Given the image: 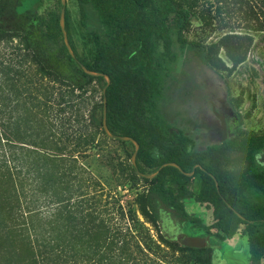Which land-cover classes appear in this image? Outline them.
<instances>
[{
	"label": "rangeland",
	"instance_id": "374dc122",
	"mask_svg": "<svg viewBox=\"0 0 264 264\" xmlns=\"http://www.w3.org/2000/svg\"><path fill=\"white\" fill-rule=\"evenodd\" d=\"M180 1L192 13L186 39L217 52L223 71L206 59L183 63L176 43L179 58L168 65L172 76L165 82L166 92L156 83L150 88L141 83V89L158 93L151 100L161 107V117L169 128L186 134L199 152L216 149L231 137L239 113L238 133L221 149L220 160L225 172L244 174L254 161L264 160L253 152L264 149V0ZM57 6L58 0H23L18 12L24 16L36 9L48 21ZM67 13L78 51L92 60L100 45L82 26L76 0H67ZM227 37L241 61L236 67L222 47ZM103 98L98 84L82 97L43 74L19 37L0 41V123L6 122L8 129L5 159L11 167L0 170V264H143L138 245L162 257V264H205L207 253H183L159 240L162 234L206 245L210 237L205 230L160 205L162 233L141 216L137 198L145 185L132 175L135 145L89 125L94 104ZM80 127L85 128L81 137ZM0 163L5 165L3 157ZM247 181L264 188V174ZM200 187L197 177L193 189L198 193ZM184 203L204 225L215 222L211 206L195 199ZM18 212L25 219L18 221ZM130 215L139 224L129 221ZM215 255L216 264H250L246 226L221 243Z\"/></svg>",
	"mask_w": 264,
	"mask_h": 264
},
{
	"label": "trees",
	"instance_id": "16d2710c",
	"mask_svg": "<svg viewBox=\"0 0 264 264\" xmlns=\"http://www.w3.org/2000/svg\"><path fill=\"white\" fill-rule=\"evenodd\" d=\"M76 1L82 9V26L96 36L100 45L92 60L78 51L66 9V30L76 57L70 55L60 26L62 0H58L57 9L48 21L40 17L36 9H29L21 16L18 9L22 7L23 0H0V41L19 37L39 70L78 96L87 95L94 84L100 85L103 91L107 87L105 77L86 74L81 64L110 77L111 84L106 91L109 129L114 136L131 137L140 144L137 168L132 166L131 170L133 177L145 185L144 192L137 198L141 216L159 229V234L162 233L158 215L160 205V208L171 212L186 224L205 230L210 237L206 245L187 244L169 240L160 234L159 240L165 246L183 253H207L205 264H216L217 247L233 239L241 226H246L250 243L249 262L263 264L264 188L252 186L247 180L264 174V160L263 163L254 161L250 171L238 176L225 172L220 160L221 149L238 133L240 114L236 113L238 120L230 133L231 137L216 149L199 152L186 134L169 128L161 117V107L151 100L152 93L154 96L158 93L141 89V83L144 88L145 85L150 88V84L156 83L165 89V82L172 76V73H168V65L179 58L174 51L176 43L185 59L183 63L186 59H206L217 72L223 71L218 63L217 52L186 39L185 33L191 27V11L182 6L180 0ZM222 47L226 49L233 66H238L241 61L233 55L235 45L230 37L223 40ZM190 53L193 55L190 56ZM160 95H164L163 91ZM3 111L0 109V113ZM99 111L102 113L100 117ZM103 112L104 98L100 105L94 104L89 125L103 128ZM5 124L0 123V157L4 158L5 163H0V170L11 171L5 159L9 142ZM84 130V127L78 128L77 134L83 136ZM118 141L127 143L121 139ZM254 151L264 158L262 147L254 148ZM170 162L177 163L184 173L169 166L153 179L139 176L138 172L155 174L162 165ZM191 173L192 176L187 175ZM197 177L201 180L198 193L193 189ZM188 199L211 206L215 222L206 226L198 217L189 214L184 203ZM16 219L22 221L25 213L18 212ZM128 220L139 224L131 215ZM129 226L118 228L125 230L126 227L127 230ZM35 237L38 244L40 240L36 233ZM138 247L142 256L139 262L164 263L162 257Z\"/></svg>",
	"mask_w": 264,
	"mask_h": 264
},
{
	"label": "water",
	"instance_id": "95a60500",
	"mask_svg": "<svg viewBox=\"0 0 264 264\" xmlns=\"http://www.w3.org/2000/svg\"><path fill=\"white\" fill-rule=\"evenodd\" d=\"M62 4H63V8H62V11H61V16H60V26H61V30H62V33H63V37H64V43L70 53V55L75 58V52L71 46V43H70V40H69V36H68V33H67V30H66V9H67V0H62ZM82 69L85 71L86 74L90 75V76H93V77H105V79H107V87L104 89L103 93H104V112H103V128H104V131L105 133L111 137V138H114V139H121L123 141H126V142H131L135 145V152L132 156V164L135 168H137V156H138V152L140 150V144L133 138L131 137H125V136H114L110 129H109V126H108V122H107V97H106V91H107V88L110 86L111 84V79L108 75H105L103 73H98V72H95V71H92V70H89L86 66L82 65ZM175 167V168H178L180 169L182 172L183 170L181 169V167L177 164V163H165L164 165H162L160 167V169L155 173V174H152V175H144L142 174L141 172H138L139 173V176L140 177H145V178H148V179H153L155 178L162 169H164L165 167ZM184 173V172H183ZM189 176H192L193 173L191 174H187ZM217 187H218V183H217ZM242 217V216H240Z\"/></svg>",
	"mask_w": 264,
	"mask_h": 264
}]
</instances>
